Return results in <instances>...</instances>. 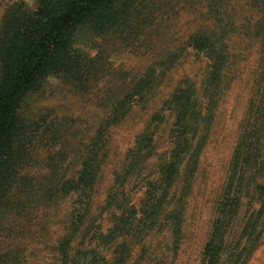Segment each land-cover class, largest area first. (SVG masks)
<instances>
[{
  "label": "trees",
  "instance_id": "16d2710c",
  "mask_svg": "<svg viewBox=\"0 0 264 264\" xmlns=\"http://www.w3.org/2000/svg\"><path fill=\"white\" fill-rule=\"evenodd\" d=\"M37 1L33 11L11 6L0 29V230L25 223L18 237L33 234L42 248L0 246V264H176L206 150L245 79L198 264H248L264 242V0ZM187 8L197 25L182 40L176 27ZM83 30L152 59L117 71L105 47L94 56L78 47ZM189 51L207 59L205 72L165 93ZM51 75L84 96L100 91L104 117L79 128L57 115L35 121L29 96ZM136 108L147 117L114 164L112 130ZM45 147L47 172L28 175Z\"/></svg>",
  "mask_w": 264,
  "mask_h": 264
},
{
  "label": "rangeland",
  "instance_id": "374dc122",
  "mask_svg": "<svg viewBox=\"0 0 264 264\" xmlns=\"http://www.w3.org/2000/svg\"><path fill=\"white\" fill-rule=\"evenodd\" d=\"M16 3H25L29 10H35L38 4L37 0H0V29L8 9ZM184 6V4H183ZM177 22V20H176ZM178 33L181 34L180 39H184L196 25L195 15L185 9L178 19ZM119 44V43H118ZM120 46V47H119ZM78 47L92 56L96 55L101 47H105L109 52V59L112 62V68L117 71L132 72L131 70H143L147 63L150 62L152 56L144 54L143 51L132 52L130 48L124 49L123 44L111 46L103 42L100 38L88 35L85 30L79 35ZM254 54V53H253ZM254 56V55H252ZM207 59L202 55H197L193 51H189L186 58L174 69L170 70L166 77L165 93L179 83L181 78L185 76L200 80L201 75L207 67ZM253 63V60L252 62ZM119 67H121L119 69ZM122 69V70H121ZM123 75V74H122ZM245 80L236 81L234 89L230 92L229 100L226 104L227 112L222 116V123L218 131V139L212 141L206 150L203 162V173L200 176L195 186V198L192 197L189 208V215L192 217L189 220L188 239L182 247L176 264H198L199 249L204 243L207 230L209 228V220L211 213V205L213 203L215 193L221 179L223 177L224 168L227 164L230 151L234 145L238 125L241 115L244 111L245 101L248 95V83ZM107 81L100 82L93 89L97 91L99 86L106 87ZM108 85H111L110 82ZM102 95V94H101ZM100 101V91L89 96H84L82 92L73 87L70 83L63 80L60 76H48L42 85L41 90L33 92L28 99L29 106L26 107L28 113H32L33 119L39 121L41 125H50V116H59L61 118L71 119L76 121L77 128L82 127V121L95 122L104 117L105 112L98 105ZM146 114L141 113L138 108L131 112L126 120L119 126L115 127L111 133V150L113 163L116 164L120 160L123 152L131 144L135 134L141 129ZM50 141V135L48 136ZM50 155V149L43 148L40 152V163L36 167L28 170L30 176H41L47 172L44 159ZM113 165V164H111ZM110 165V166H111ZM112 169V168H111ZM111 169L107 174L110 175ZM108 175V178H109ZM202 177V178H201ZM108 178L102 185L100 197L104 192ZM140 196V195H139ZM15 214V213H14ZM14 214L10 213L4 217L2 224H8L14 219ZM15 227V231L1 232L0 230V246H27L30 249H41L42 244L37 242V238H33V234L29 236L18 237L25 233L28 229L20 226L21 222ZM38 229V228H37ZM31 230L35 231L33 226ZM17 231V232H16ZM18 233V234H16ZM248 264H264V242L256 251Z\"/></svg>",
  "mask_w": 264,
  "mask_h": 264
}]
</instances>
